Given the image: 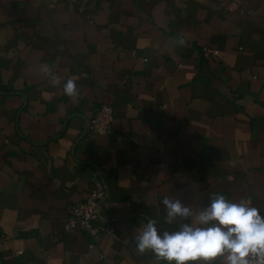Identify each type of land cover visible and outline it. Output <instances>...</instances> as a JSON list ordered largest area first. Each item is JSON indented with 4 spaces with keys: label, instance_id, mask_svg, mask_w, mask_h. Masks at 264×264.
<instances>
[{
    "label": "crops",
    "instance_id": "obj_1",
    "mask_svg": "<svg viewBox=\"0 0 264 264\" xmlns=\"http://www.w3.org/2000/svg\"><path fill=\"white\" fill-rule=\"evenodd\" d=\"M103 104L108 136L89 130ZM100 178L113 235L66 228ZM257 252L264 0H0V264Z\"/></svg>",
    "mask_w": 264,
    "mask_h": 264
},
{
    "label": "built area",
    "instance_id": "obj_2",
    "mask_svg": "<svg viewBox=\"0 0 264 264\" xmlns=\"http://www.w3.org/2000/svg\"><path fill=\"white\" fill-rule=\"evenodd\" d=\"M74 2H86L89 0H70ZM204 56L210 58L215 51L210 48L203 50ZM114 108L111 104H103L96 111L95 116L89 124V130L100 135H111L113 133ZM107 198V185L104 180H95L94 187L86 199L71 204L68 207L69 218L66 228L71 230L86 231L94 236L105 233L113 235L114 229L107 224L103 218V204ZM90 245V248H93ZM251 264H264V256L256 253Z\"/></svg>",
    "mask_w": 264,
    "mask_h": 264
}]
</instances>
